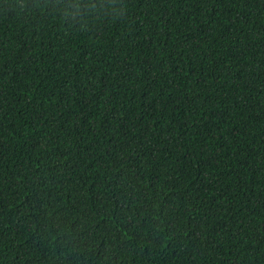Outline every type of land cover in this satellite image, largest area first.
<instances>
[{"label": "trees", "instance_id": "1", "mask_svg": "<svg viewBox=\"0 0 264 264\" xmlns=\"http://www.w3.org/2000/svg\"><path fill=\"white\" fill-rule=\"evenodd\" d=\"M0 264H264V0H0Z\"/></svg>", "mask_w": 264, "mask_h": 264}]
</instances>
